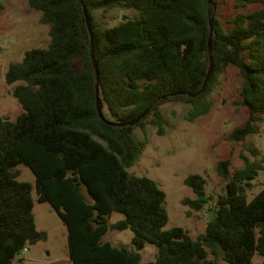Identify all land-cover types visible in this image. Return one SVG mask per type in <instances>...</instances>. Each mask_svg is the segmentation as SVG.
Returning a JSON list of instances; mask_svg holds the SVG:
<instances>
[{"label": "trees", "instance_id": "16d2710c", "mask_svg": "<svg viewBox=\"0 0 264 264\" xmlns=\"http://www.w3.org/2000/svg\"><path fill=\"white\" fill-rule=\"evenodd\" d=\"M232 1L237 12L222 20L218 0H29L49 27L50 43L25 51L5 74L8 85L19 82L12 96L23 112L15 121L0 117V264H13L26 246L47 239L36 226L34 189L68 229L70 264H252L254 255L264 264V188L247 199L264 158L233 172L228 160L217 163L225 193L195 239L181 227L165 230V192L127 171L144 146L134 130L148 122L163 135L160 106L168 101L201 105L194 117L207 114L230 66L241 76L248 119L228 140L245 141L264 121V0ZM251 6L259 8L245 11ZM116 9L136 16L114 26L97 16ZM210 37L213 73L203 87ZM149 107L138 124L127 125ZM99 110L126 125L105 123ZM19 164L32 171L35 186L19 179ZM185 184L197 198L184 203L200 209L206 179L190 175ZM114 212L124 219L111 224ZM110 229H130L132 248L104 241ZM146 243L158 252L142 263Z\"/></svg>", "mask_w": 264, "mask_h": 264}, {"label": "rangeland", "instance_id": "374dc122", "mask_svg": "<svg viewBox=\"0 0 264 264\" xmlns=\"http://www.w3.org/2000/svg\"><path fill=\"white\" fill-rule=\"evenodd\" d=\"M221 19L226 20L237 12L232 0H218ZM259 6L248 7L251 11ZM40 13L32 9L29 0H0V117L15 121L23 112L19 102L12 96L19 82L8 85L5 74L11 63H20L24 53L33 48H45L50 43L49 27L40 23ZM135 17L133 9H116L109 13H97L106 26L117 25L123 16ZM79 66V64H78ZM241 76L236 67L226 68L210 95L213 106L207 114L194 117L202 106L186 105L168 101L160 106L164 117L163 135L151 123H145L133 132L136 141L144 146L132 167L131 175L145 176L154 180L166 194L165 208L169 221L165 230L181 227L192 238L205 232L219 195L225 193V181L217 173V163L230 162V171L243 168L246 160L261 162L264 158V121L256 123V132L245 141L231 142L228 136L242 127L248 119L247 109L240 105L239 87ZM148 121V120H147ZM257 150L255 155L251 150ZM264 166V163H262ZM19 179L35 186V176L24 164H19ZM190 175L206 179L205 196L199 198L202 207L195 209L185 200H194L196 195L185 184ZM264 188V168L252 181L247 191L251 200ZM37 229L47 233V239L26 246L13 264H70L68 259V229L48 202H39L33 191ZM124 215L114 212L110 223L123 220ZM134 234L130 229H110L104 241L117 247L132 248ZM158 248L146 243L139 251L142 263L154 261ZM252 264H263L262 258L254 255Z\"/></svg>", "mask_w": 264, "mask_h": 264}, {"label": "water", "instance_id": "95a60500", "mask_svg": "<svg viewBox=\"0 0 264 264\" xmlns=\"http://www.w3.org/2000/svg\"><path fill=\"white\" fill-rule=\"evenodd\" d=\"M209 2L211 3L212 0H209ZM84 13H85V17H86V21H87V24H88V27H89V30H91V27H90V22H89V17H88V13H87V10L86 8L84 7ZM211 27H212V24H211ZM209 55H210V67H209V71H208V74H207V77L204 81V86H206V84L209 82L211 76H212V73H213V58H212V43H211V37L209 39ZM92 58L94 59V56H92ZM95 70H96V73H97V66L95 64ZM96 90H97V100H99V91H98V85H96ZM194 96V95H193ZM150 107L147 108L142 114H140L137 118H135L134 120L130 121L127 123L128 126H135L136 124H138L150 111ZM99 114H100V117L102 118V120L109 124V125H119V126H124L126 125L125 123H122V124H117V123H112L111 121L107 120L101 113V111L99 110Z\"/></svg>", "mask_w": 264, "mask_h": 264}, {"label": "built area", "instance_id": "2783aa9c", "mask_svg": "<svg viewBox=\"0 0 264 264\" xmlns=\"http://www.w3.org/2000/svg\"><path fill=\"white\" fill-rule=\"evenodd\" d=\"M25 250V249H24Z\"/></svg>", "mask_w": 264, "mask_h": 264}]
</instances>
